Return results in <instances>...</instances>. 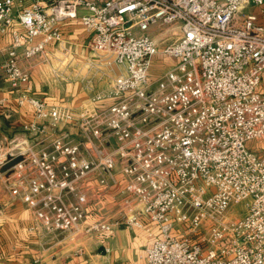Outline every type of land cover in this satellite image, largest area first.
Listing matches in <instances>:
<instances>
[{
  "label": "built area",
  "instance_id": "obj_1",
  "mask_svg": "<svg viewBox=\"0 0 264 264\" xmlns=\"http://www.w3.org/2000/svg\"><path fill=\"white\" fill-rule=\"evenodd\" d=\"M263 4L0 0L1 77L33 110L4 187L31 229L72 239L140 229L152 237L145 264H264V152L249 146L264 139V10L251 11ZM74 18L90 36L88 68L111 78L77 108L38 97L24 66L47 62ZM157 54L172 62L154 78ZM105 194L114 213L82 226Z\"/></svg>",
  "mask_w": 264,
  "mask_h": 264
},
{
  "label": "crops",
  "instance_id": "obj_2",
  "mask_svg": "<svg viewBox=\"0 0 264 264\" xmlns=\"http://www.w3.org/2000/svg\"><path fill=\"white\" fill-rule=\"evenodd\" d=\"M61 29L62 40L48 47L45 53L47 62H42L40 57L26 62L30 69L33 62L40 63V69L30 73V84L34 93L47 103H65L77 108L96 91L108 87L111 78L87 67L86 61L93 55L90 36L78 18L63 21ZM3 40L8 41V37ZM120 72L123 73L121 68H116L111 75ZM5 83L7 85L0 87V100L4 99L0 109L18 131H22V125L33 119V110L28 105H17L14 91ZM113 100L103 104L108 105ZM66 129L74 132L70 125ZM5 176L6 173H0L2 184ZM89 184L96 188L94 178ZM118 187L113 186L108 192L117 191ZM7 194H0V264H36L34 259L38 256L40 264H145V250L152 237L143 230L120 225L98 235H86L79 230L73 239L68 233L45 235L31 229L29 211ZM109 197L103 195L101 209L92 205L87 208L82 226L114 213L115 206L108 201Z\"/></svg>",
  "mask_w": 264,
  "mask_h": 264
},
{
  "label": "rangeland",
  "instance_id": "obj_3",
  "mask_svg": "<svg viewBox=\"0 0 264 264\" xmlns=\"http://www.w3.org/2000/svg\"><path fill=\"white\" fill-rule=\"evenodd\" d=\"M253 10H256L257 12L264 10V4L259 6L258 8L251 9V11H253ZM90 58L93 60L96 59L93 56H91ZM171 62H172L171 58L166 57L164 55L157 54L153 58V61H152V66H151V70H150L151 76L156 78L163 69L167 68L171 64ZM39 64L40 63L33 62L31 64V66H32L31 69L29 68L30 65L27 64L26 62L24 63V66L28 67L29 72L31 73V71L33 72V71H37V69H40ZM101 69L103 70L104 67H101ZM115 74H119V73H115ZM0 75H1V73H0ZM5 85H7V84L5 83V80L1 77L0 78V87H4ZM14 96H15V94H14ZM26 124L27 123H24L22 125V127H21L22 131H20V129L18 131L16 125L13 123L12 120H10V117L6 118L4 115V112H2V110L0 109V163L4 161L6 156L8 157L7 151L16 142V136L21 134V132L24 133V125H26ZM16 131H18V132H16ZM22 136L23 135H20L19 137H22ZM249 146L253 149L259 150L260 152H264V139L260 140L257 143L255 141H251L249 143ZM6 162H8V161H6ZM6 162L4 161V163L2 165H4ZM2 165H0V167ZM6 172H2V173H6ZM4 180H5V178L3 177V184L0 180V194L1 195H5V193L7 194V191L4 187V182H5ZM8 195L9 194H7V196ZM15 201H17V200H15ZM1 204H3V203L1 202ZM245 212H246L245 202H240V203L234 205L231 209V214L234 217H241L245 214ZM35 258L41 259L40 256L35 257ZM36 264H40V262H36Z\"/></svg>",
  "mask_w": 264,
  "mask_h": 264
},
{
  "label": "water",
  "instance_id": "obj_4",
  "mask_svg": "<svg viewBox=\"0 0 264 264\" xmlns=\"http://www.w3.org/2000/svg\"><path fill=\"white\" fill-rule=\"evenodd\" d=\"M0 78H1V75H0ZM21 159H22V157L21 156H18V157H15L12 160L6 162L4 165H2L0 167V173L6 172L14 163H16L17 161H19Z\"/></svg>",
  "mask_w": 264,
  "mask_h": 264
}]
</instances>
